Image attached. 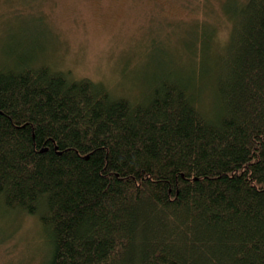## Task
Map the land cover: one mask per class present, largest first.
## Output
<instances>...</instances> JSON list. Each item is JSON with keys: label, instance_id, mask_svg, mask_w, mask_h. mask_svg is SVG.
<instances>
[{"label": "trees", "instance_id": "obj_1", "mask_svg": "<svg viewBox=\"0 0 264 264\" xmlns=\"http://www.w3.org/2000/svg\"><path fill=\"white\" fill-rule=\"evenodd\" d=\"M224 15L141 99L0 65V214L37 217L41 264H264V0Z\"/></svg>", "mask_w": 264, "mask_h": 264}, {"label": "rangeland", "instance_id": "obj_2", "mask_svg": "<svg viewBox=\"0 0 264 264\" xmlns=\"http://www.w3.org/2000/svg\"><path fill=\"white\" fill-rule=\"evenodd\" d=\"M224 2L0 0V65L36 56L35 65L103 84L117 98L141 99L157 68L186 74L188 58L176 54L209 22L216 42L226 44L231 24ZM44 239L37 217L0 214V264H41Z\"/></svg>", "mask_w": 264, "mask_h": 264}]
</instances>
